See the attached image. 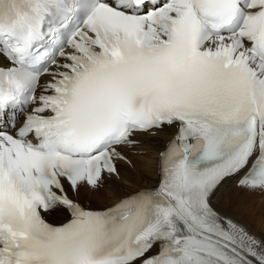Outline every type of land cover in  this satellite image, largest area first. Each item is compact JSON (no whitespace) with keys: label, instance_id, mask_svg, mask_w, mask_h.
Returning <instances> with one entry per match:
<instances>
[{"label":"snow or ice","instance_id":"obj_1","mask_svg":"<svg viewBox=\"0 0 264 264\" xmlns=\"http://www.w3.org/2000/svg\"><path fill=\"white\" fill-rule=\"evenodd\" d=\"M166 131L156 187L71 198ZM235 177L264 191V0H0V264H264Z\"/></svg>","mask_w":264,"mask_h":264},{"label":"bare ground","instance_id":"obj_2","mask_svg":"<svg viewBox=\"0 0 264 264\" xmlns=\"http://www.w3.org/2000/svg\"><path fill=\"white\" fill-rule=\"evenodd\" d=\"M140 139L151 153L146 156L128 155L131 163L122 164L118 177L111 176L104 179V186L100 189V192L88 194L89 196L86 195L92 208L111 206L122 197H126L140 189L150 188L156 184L158 157H154L153 153H157L165 148L166 143L171 139V133L166 131L158 136H142ZM262 197H264V193L262 192L247 191L242 188L240 190H230L228 185H224L213 196V202L219 208L226 210L234 219L239 220L252 231L254 230L253 232L264 240V233L257 229V224H254L255 228L247 219L244 220V216L242 215L244 212L250 218V216H253L251 208L264 207V201L260 200ZM238 210L242 212L239 215ZM262 216H264V210ZM65 219L66 216L61 221ZM262 224L261 228L264 230V223Z\"/></svg>","mask_w":264,"mask_h":264},{"label":"rangeland","instance_id":"obj_3","mask_svg":"<svg viewBox=\"0 0 264 264\" xmlns=\"http://www.w3.org/2000/svg\"><path fill=\"white\" fill-rule=\"evenodd\" d=\"M263 199H264V197H262L260 200L264 201ZM263 210H264V207H260V208L254 207V208H251V211H252L251 214L253 216L252 217L250 216V218H248V214H245L244 212L242 213V212H240V210H238L237 212H238V215L240 213H242V215L244 216L243 219L244 220L247 219L252 226H254V224H257V226H258L257 229L260 230V232L262 231V233H264V230H262V228H261V225H263L262 223H264V216H262Z\"/></svg>","mask_w":264,"mask_h":264}]
</instances>
